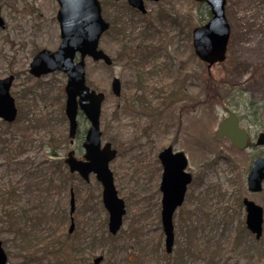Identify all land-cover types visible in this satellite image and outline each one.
<instances>
[{
    "label": "rangeland",
    "instance_id": "1",
    "mask_svg": "<svg viewBox=\"0 0 264 264\" xmlns=\"http://www.w3.org/2000/svg\"><path fill=\"white\" fill-rule=\"evenodd\" d=\"M112 1L117 4H108L107 12H118V19L127 26L139 30L150 23L155 33L164 31L166 40H171L165 42V49L156 59L144 60V68L151 72L144 82L146 93L152 98L150 103L159 104L149 92L152 87L160 84L163 77L172 80L159 70L181 58L184 61L179 79L188 74L190 82L189 86L185 83L186 92H180L196 97L203 106L198 102L191 114L189 110L180 113L183 102L163 101L161 110L152 112L149 106L130 108L128 98L140 95L141 91L134 89L133 63L118 56L124 38L113 31L103 35L100 47L116 60L106 66L87 57L85 75L87 86L103 91L106 96L100 113L101 140L117 150L109 168L116 191L125 202L123 224L112 240L104 242L108 213L102 207L101 185L93 173L88 183L74 174L70 186L75 193L73 232H67L70 193L69 187H65L50 192L44 204L49 216L36 223L35 235L46 236L51 224H59L61 231L64 229L70 237L81 240L87 233L101 230L99 240L95 233L89 264L95 255L103 256L98 264H264V220L263 236L257 241L244 227V209L236 205L245 196L264 210V182L260 193H249L246 185L251 158L264 153V147L239 151L214 135L219 122L230 112L243 116L241 126L252 136L264 131V0H226L225 16L230 26L228 50L225 61L209 70L194 53L185 58L189 50L184 47L182 33L178 35L177 27L167 18H187L186 31L190 29L191 33L193 27L210 18L206 3L144 0L147 12L141 16L119 8L122 0L120 5L119 0ZM57 9L56 0H0V14L5 21L0 28V78L14 75L10 89L18 110L13 124L0 120V185L7 180L18 182L24 187L27 206L43 200L42 192L45 194L39 172L46 170L49 150L54 145L49 141L50 135L58 138L62 134L56 147L62 158L69 149L75 150V156L80 158L84 152L83 135L89 125L83 114H78V133L74 139L68 138V122L60 106V102L64 106L65 98H54L64 88L66 76L55 72L35 78L27 72L37 50H54L58 46ZM155 33L153 37H157ZM156 68L158 71H154ZM113 77L120 78V96L111 91ZM167 145L184 152L188 157L187 169L193 177L186 200L172 218L174 245L170 256H166L161 229L158 188L161 168L157 157ZM59 211L61 217L57 218ZM61 236L65 234L62 232ZM0 239L6 253H11L7 264H20L21 258L16 256L20 251L11 236L1 234ZM212 248L216 253L210 251ZM47 261L43 259L38 264ZM30 264L36 263L31 260Z\"/></svg>",
    "mask_w": 264,
    "mask_h": 264
},
{
    "label": "water",
    "instance_id": "2",
    "mask_svg": "<svg viewBox=\"0 0 264 264\" xmlns=\"http://www.w3.org/2000/svg\"><path fill=\"white\" fill-rule=\"evenodd\" d=\"M128 4L142 12H145L143 0H127ZM158 1V0H153ZM209 6L210 18L200 26L193 27L191 39L192 49L199 60L206 62L207 69L217 62L225 60L226 46L229 40L230 26L224 14L225 0H196ZM58 9L56 20L59 23L60 42L54 50L42 49L33 55L29 64V72L35 77L59 71L66 76L64 85L65 116L68 119V136L73 137L77 132V114L81 111L89 122L84 135L82 148L83 158L77 159L74 150H69L63 162L67 164L69 172H76L84 181H88L89 175L94 174L96 181L101 184V202L108 213V232L116 235L122 225V217L125 214V203L118 196L113 181V173L109 169V163L116 156V149L111 148L109 142L101 145L100 112L101 104L105 99L102 91H95L86 85L85 59L102 61L110 65L112 60L109 54L99 48V39L110 26L101 15L99 0H56ZM4 19L0 15V27H3ZM13 76L0 78V119L6 122H14L17 115L15 100L10 94ZM114 95L119 96L121 84L114 77L110 83ZM215 136L227 137L237 149L246 147L247 133L237 122L235 114L230 113L226 119L220 122ZM258 145H264V133L257 139ZM162 173L159 189L161 192L160 221L164 232L165 251L170 253L174 244V231L172 216L178 206L183 202L186 186L192 180L191 174L186 171L187 157L182 151H172V147H165L158 154ZM248 172L246 185L250 192L262 189L264 179V155L257 157L252 162ZM70 210H74V193L70 191ZM246 207L245 226L259 239L262 234V208L254 201L247 198L243 200ZM73 219L69 232L73 230ZM7 255L2 248L0 239V264H6ZM102 259L95 257L96 264Z\"/></svg>",
    "mask_w": 264,
    "mask_h": 264
},
{
    "label": "trees",
    "instance_id": "3",
    "mask_svg": "<svg viewBox=\"0 0 264 264\" xmlns=\"http://www.w3.org/2000/svg\"><path fill=\"white\" fill-rule=\"evenodd\" d=\"M101 4L104 14L103 16L107 17V19L111 22L110 29L107 30V33L109 34L111 31H113L117 36L122 35L121 21L118 19V12L114 11L113 13H110L107 12L108 10L106 9L108 4L112 6L116 5V1L101 0ZM209 16L210 13L207 11V17ZM167 18H169V21L177 27H174L177 30V34L180 35L182 33L184 46L189 48L191 46V37L190 29H188L186 32V26H188L187 18H178L172 16ZM148 27L149 26H147V28ZM149 30L153 31L150 29V27ZM148 32L149 31H142L141 33L145 34ZM154 33L155 31L152 32V34ZM155 34L157 37L153 38L158 43L162 42L163 39H166L167 37V34L161 30H158ZM167 41L171 40L167 39ZM160 50L161 48L158 49V51ZM118 56L124 57L123 42ZM143 57H147V55H144ZM112 60L115 61L116 57L112 58ZM59 91L56 92L54 98H56V96L63 97L62 87L59 89ZM60 106L62 108V115L64 117L63 106L61 102ZM153 110L154 106L151 107V112ZM57 139L62 140V134L58 138H55L52 134L50 135L49 141L53 142L54 145L52 147L55 149L52 151V153L49 150V155H52V161H48L47 168L44 170V172L43 169H40L39 172L41 174L42 181L45 184V194L42 192L43 200H38L36 203L27 206L28 201H25L24 199V187L22 189L21 185H18V182L7 180V182L0 185V235H10L12 241L16 243V247L20 251L18 254H16V256L21 258L20 264H30L31 260H34V262L38 264L43 259H48L45 264H71L70 260L74 261L73 264H89L87 261L89 259L88 255L91 254L95 248V245L93 244L95 243L96 235H98L99 240L100 235L104 233L105 235L102 236V238H104V242L114 238L107 232L106 229H104L103 233L100 235L98 233H100L101 230H99L98 233L95 230L92 233H87L84 240H81L80 238L73 236L70 237L64 229L61 231L59 224H51V231L46 236H41L39 238L35 235L34 231L37 227L36 223L40 224V220L45 215L49 216V212L44 209V204H47V197L51 195L50 192L52 190L56 191L65 187H70L71 184H73L72 178H74V175L67 171L64 162H62V159L59 157L60 153H57L58 151H56L57 144L59 143V140ZM76 178L79 180L78 177ZM98 202H100L99 199ZM63 207L64 204L62 205V208ZM56 215L57 218H60L61 211L57 212ZM62 217L65 218V216ZM104 223L105 218L102 221L103 225ZM62 232L65 234V237L61 236ZM210 251L216 253L215 248H212ZM166 256L170 255L167 254Z\"/></svg>",
    "mask_w": 264,
    "mask_h": 264
},
{
    "label": "flooded vegetation",
    "instance_id": "4",
    "mask_svg": "<svg viewBox=\"0 0 264 264\" xmlns=\"http://www.w3.org/2000/svg\"><path fill=\"white\" fill-rule=\"evenodd\" d=\"M120 4H121V0H119V5ZM119 8H124L125 10H128V12L131 15L139 14L141 16H144L146 14V12H147V9L145 8V4H144V9H146V10H145V12H141L139 9H136V8L130 6L128 4L127 0H122V5H120ZM120 21H121L122 38H124V40L122 39L124 59L127 60L128 62L133 63V66L135 68V73H136V80L133 82L134 89H136L137 91H141L140 95L139 94L138 95H131V97L128 98L129 107L130 108H133V107L135 108V107H138L140 105V107L142 109V107H144V106H149V108L154 106V111H158V110H161L160 108L163 105V101H165V103H167V104H170V103H173V104L175 103L176 104L178 102H181V103L183 102L184 105L180 106V113L183 114L186 110H189V113L191 114L192 110L195 108V106L198 104L199 101L196 99V97L194 98V96L187 95V93H182V92H186L184 89L186 88L187 85L189 86V82H190L189 81L190 76L188 74L183 75L181 80L179 79L180 71H182V69H180L181 66H182L181 62H183L184 60H182L181 58H176V61L177 60H179V61H177V62H175L174 64H171V65L164 64L163 68L161 70H159V72H161V71L162 72H166L167 74L165 73L166 74L165 77L166 78L171 77L172 80H171V82H169V81H167V79H165L163 77L162 79H160V82H159L160 84L155 85V86L152 87V90H150L149 92L153 93L154 99H157V102L160 105L158 104L159 105L158 106V105L151 104L150 101L152 100V98H149V94L146 93L147 85L144 83L145 79L147 78L146 75H148V77H149L151 75V72L147 71L144 68V65H145L146 61L151 60V58L152 59H156L159 56L158 54L162 53L161 51L163 49H165V46H166L165 42L167 40L163 39V41H162L163 42V47H161V43L162 42L158 43L153 38L152 32L155 31V30H154L153 26L150 25V23L148 25H146L145 27L142 26L141 29L136 30L135 27L131 28V27L127 26L124 23V21L121 20V18H120ZM147 26H149L150 29H152L153 31L149 30V27L147 28ZM142 31H144V32L149 31V32L145 33L144 35L141 36L140 33ZM145 35L148 36V37H146ZM177 37H178V35H177ZM159 48H161L160 51H158ZM185 48H187V47H185ZM187 49L189 50V52L185 53V58L191 57V55L193 54V49H191V46L189 48H187ZM144 55H147V57H143ZM144 60H146V61H144ZM154 71H158V68H156ZM113 78L111 79V81L113 80ZM118 80L120 82V78ZM186 82H187V85H185ZM65 83H66V80H65ZM180 91H182V92H180ZM63 98H64V88H63ZM199 104H201L203 106V104L201 102H199ZM181 118H182V116H180V119ZM242 119H243V116H241V117L237 116V122H239L240 128L244 132L247 133V140H246L247 144H246V147L244 149H249L250 147H260V148L264 147V145H258L257 144L258 137L260 136V134L264 133V131H260L255 136H252L251 132H249L248 129H245V128H243L241 126L240 120L242 121ZM176 125H178V129H179L180 122L179 121L176 122ZM74 138H72V139H74ZM220 139H225V140L228 141L229 144H231L230 141L226 137H222ZM54 150L55 149L53 147L50 148L51 153ZM71 150H73V149H71ZM262 155H264V153L252 156L250 167H249V171L251 170V166H252L253 160L256 157H261ZM51 156L52 155H50V158L48 157L47 162L48 161H52ZM82 156L80 158H82ZM59 157L63 161L64 157L62 158L61 155ZM80 158H78V159H80ZM248 172H247V174H248ZM192 182H193V177H192V180L190 181V183H188V185L186 186L187 190H186V192L184 194V198H183L184 200L178 207H180L184 203V201L186 200L185 196L188 193V186ZM262 189L260 191H257V192H253L252 191V192H249V193H251V194L252 193H260L262 191ZM244 198L249 199L248 197L244 196V197H242V199L240 198L239 200H237L236 205H237L238 208L241 207V208L244 209V217L243 218H244V227L246 228V226H245L246 207L244 206V203H243ZM249 200H251V199H249ZM234 208L236 209V207H234ZM261 208H262V217H263L264 210H263L262 206H261ZM263 220H264V217H263ZM246 230L254 238V235L248 230V228H246ZM256 240L258 241V240H261V239H256ZM95 256L99 257L101 255H95ZM101 257H102V259L100 260V262L103 260V256H101Z\"/></svg>",
    "mask_w": 264,
    "mask_h": 264
}]
</instances>
